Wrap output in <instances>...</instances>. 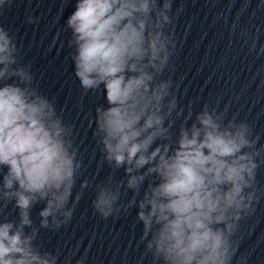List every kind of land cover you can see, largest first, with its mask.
<instances>
[{
	"label": "clouds",
	"instance_id": "clouds-1",
	"mask_svg": "<svg viewBox=\"0 0 264 264\" xmlns=\"http://www.w3.org/2000/svg\"><path fill=\"white\" fill-rule=\"evenodd\" d=\"M11 3L0 0V12ZM171 12L172 0H77L66 21L81 88L106 90L108 107L96 108L93 133L103 160L125 173L95 185L92 207L104 219L136 207L145 254L160 264H231L239 222L259 199L260 153L246 122L225 121L208 105L194 120L189 110L173 139V113L179 118L183 110L172 80L159 79L175 48L166 31ZM18 56L0 25V167L7 168L0 206L12 204L19 216L0 221V264H57L35 241L41 228L58 230L71 221L82 161L73 125L33 86L31 65ZM122 188L133 193L127 204H118ZM39 203L45 207L37 228L31 210Z\"/></svg>",
	"mask_w": 264,
	"mask_h": 264
}]
</instances>
